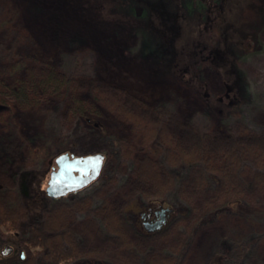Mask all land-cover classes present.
I'll return each mask as SVG.
<instances>
[{
    "label": "rangeland",
    "instance_id": "rangeland-1",
    "mask_svg": "<svg viewBox=\"0 0 264 264\" xmlns=\"http://www.w3.org/2000/svg\"><path fill=\"white\" fill-rule=\"evenodd\" d=\"M210 1H104L106 5L104 12L109 18L112 15L114 17L127 15L136 20V23L129 26L113 20L105 22L103 33L105 39L102 41L107 45L106 59L114 63L119 70L129 69L132 62H137L139 66L135 68V73L138 76L136 85L138 95L152 105L166 106L172 116L185 124L219 135L225 132L228 122L222 121L216 114L208 113L201 96L195 89H198V85L202 83L201 88L206 89L212 102L224 94L222 72L211 61L210 50L222 43L221 39L224 35L222 30L225 32L224 28L227 27L225 25L234 21L237 34L241 36L236 48L234 67L239 72L242 92L248 93L243 104L238 108L239 115L236 118L253 130L264 134V0ZM65 2L71 8L72 17L58 13L63 18L58 17L61 24L58 27L53 26L54 31L48 33V24L44 26L45 23L42 21H46L47 15L51 12L46 10L40 0H20L19 19L22 23L12 30L10 37L7 32L0 34V39L5 37L10 41L17 39V47L11 57H5L8 49L0 46V185L2 188L0 213L2 214L16 206V202L10 198L13 189H18L20 195H25L19 187L23 175L28 174L27 179L30 181L35 173V177L28 184L29 191L32 193L36 186L35 189L42 192L38 196L45 199L44 189L49 176V160L59 153H64L65 150L74 154L73 149L77 147L75 144L77 140L71 129L76 122L78 104L82 103L88 107L90 120L96 119L103 123L106 130L102 135L103 141L114 144L117 138L128 140L135 133L128 118L126 119L105 99L94 94L93 81L100 84L103 77L94 67L96 57L88 52L81 54L80 51L77 56H73L75 49L81 50L95 45L92 40L87 41V38L80 41L75 38L80 35L86 37L85 29L88 23L100 14L97 0H65ZM58 18L50 15L49 20L57 21ZM60 34L61 39L58 41L56 36ZM8 39L4 42L6 43ZM183 45L185 47L188 45V53L186 52L185 56V61L189 62L186 78L192 81L194 88L173 72L175 51ZM33 50L39 51L40 56L33 61L35 67L30 66L32 61L25 58L28 52ZM46 60L56 64L62 63L63 68L60 66L58 70H63L69 75L73 74V85L68 93L63 88L53 90L44 86L42 82L39 83L40 78L44 76L43 68ZM16 84L30 87L26 95L29 98L28 102L14 92L13 88ZM86 127L85 122L79 121V130L84 131ZM114 149L116 147L112 146L110 151L115 153ZM138 154L139 152L135 155ZM116 185L118 184H114L115 188ZM97 186L99 187L96 181L92 182L86 189L78 192L77 196H73L74 199L86 200L88 194L97 192ZM188 192L192 201L199 206L201 197L196 190L189 189ZM130 197V195L118 196L113 192L110 199L114 205L121 207L127 205ZM260 197V204L264 207V192ZM71 198L59 202L68 203L72 201ZM94 201L98 202V199L94 198ZM142 203L147 201L142 200ZM160 204L161 202L154 201L152 206L158 208ZM70 211L67 224L73 231L74 241L68 249L84 259H97L106 264H153L149 258L142 261L141 255L153 251L154 248L164 249L166 246H175L179 242V239L172 236L164 239L142 238L135 234L133 227H130L127 236L132 247L130 249L119 247L115 242L106 241L99 235L96 225L98 217L94 212L88 213L87 208L77 210L73 207ZM194 211L191 212L192 216L198 212L197 208ZM128 214L130 221L136 218L132 212ZM185 223L182 222V227L179 228V231L183 230L182 233L185 231ZM257 223H259L258 230L264 232V217H261ZM250 227V223L241 217L229 214L213 224L198 226L178 264H207L210 257L218 254L227 255L222 260L225 264H264V233L259 241L253 242L246 250L243 260L233 257L235 252H233L234 248H231L232 241L229 235H237L246 241L251 233ZM183 234L187 236L186 233ZM174 235L180 236V233L175 232ZM21 237L19 232H9L0 227V249L5 243H12L18 254L23 250L25 256L28 255L29 251L25 250ZM2 257L0 256V260H3ZM16 257L17 255L14 258L9 257V263L28 264L31 261L29 257L27 263L17 262Z\"/></svg>",
    "mask_w": 264,
    "mask_h": 264
},
{
    "label": "trees",
    "instance_id": "trees-1",
    "mask_svg": "<svg viewBox=\"0 0 264 264\" xmlns=\"http://www.w3.org/2000/svg\"><path fill=\"white\" fill-rule=\"evenodd\" d=\"M19 1L0 0V34L7 32L9 36L12 30L22 23L19 19V13L21 15ZM40 1L46 10L51 12V16L63 19L60 14H65L72 17L71 8L65 0ZM104 1L107 0H97L100 14L88 23L85 29L87 36L80 35L75 38L77 41L87 38V41L92 40L95 45L86 49H75L73 56H77L80 51L81 54L88 52L96 57L94 67L104 80L100 76L102 83L96 84L93 81L94 94L105 99L126 119L128 118L135 133L128 140L117 138L114 144L103 141L102 135L106 131L103 123L96 119L90 120L88 107L82 103L78 104L76 122L71 129L78 143H75L77 147L73 149L74 155H86L96 151L106 154L105 164L95 180L99 185L97 192L88 194L86 200L79 201L72 197L68 204L54 202L47 197L40 198L38 195L42 192L35 189L36 186L28 197L20 195L18 189H13L10 198L16 202V206L8 212H3L4 214L0 213V227L9 232H19L25 250L29 251L24 260L19 258V254L15 260L27 263L31 257L28 264H106L97 259H84L68 249L74 241L73 231L67 224L71 207L77 210L87 208L88 213L94 212L98 217L96 225L99 235L106 241L115 242L119 247L127 249L132 247L127 236L130 227H133L135 234L142 238L164 239L172 236L179 239L175 246L154 248L153 251L141 255L142 261L149 258L153 264H178L198 226L213 224L227 214L236 215L251 225V233L246 241L237 235H229L232 241L231 248H234L235 252L233 257L243 260L246 250L253 242L259 241L264 233L258 230L257 223L264 217V207L260 204V194L264 192V134L236 118L239 115L238 108L248 93L242 92L239 72L234 67L236 48L241 37L237 34L234 21L225 25L227 26L224 28L225 32L222 30V34L224 33L222 43L210 50L211 61L222 72L224 94L212 102L206 89L201 88L202 83L195 89L203 100L205 110L228 122L225 132L218 135L185 124L172 116L166 106L152 105L138 95L136 87L138 76L135 73V68L139 66L137 62H132L129 69L119 70L114 63L106 59L107 45L102 41L105 39L103 34L105 22L113 20L129 26L136 23V20L127 15L122 17L112 15L109 18L104 12L106 6ZM50 15H47L46 21H42L45 23L44 26L48 24V33L54 31L53 26L58 27L61 24L59 18L57 21H50ZM56 37L59 41L61 34ZM6 39L8 38L0 39V46L8 49L5 57H11L17 47V39L11 41L8 39L5 43ZM187 46L183 45L176 49L173 72L178 74L183 82L193 87L192 81L186 78L189 64L185 61ZM39 57L37 50L29 51L25 56L32 61L30 62L32 67L36 66L33 61ZM45 63L44 76L40 78L39 83L42 82L44 86L53 90L63 88L68 93L73 85V74L58 70L60 66L63 68L62 63L56 64L50 60H46ZM36 86L39 87L37 83ZM29 88L23 84H16L13 90L28 102L29 98L26 95ZM79 121L87 125L84 131L78 129ZM112 146L116 147L115 153L110 151ZM137 152L139 154L135 155ZM18 175L19 173L16 177ZM34 177L35 173L31 179ZM30 181L28 179V184ZM114 184H118L116 188ZM189 189L196 190L201 197L199 206L192 201ZM113 192L122 197L130 195L128 202L130 205L128 203L121 207L114 205L110 199ZM168 192L169 194H166ZM93 197L97 198L98 202H95ZM142 200L147 203L143 204ZM154 201L162 204L168 201L170 210L165 224L156 231L148 232L139 224L140 212L151 208ZM195 207L198 212L192 216L191 212H195ZM131 212L136 218L130 221L128 213ZM182 222H186L183 233L187 236L182 233L183 230L179 231ZM175 232H179L180 236L174 235ZM225 256L227 255L212 256L207 264H225L222 262ZM9 257L11 256L2 257L0 264H11Z\"/></svg>",
    "mask_w": 264,
    "mask_h": 264
},
{
    "label": "water",
    "instance_id": "water-1",
    "mask_svg": "<svg viewBox=\"0 0 264 264\" xmlns=\"http://www.w3.org/2000/svg\"><path fill=\"white\" fill-rule=\"evenodd\" d=\"M99 158V163H96ZM105 154L100 151L84 155H73L67 152L60 153L55 157L57 169L50 171L45 193L51 197L66 195L69 192H76L79 189L95 180L104 164ZM169 208L161 207L159 213L161 216L153 221L152 224L144 223L148 231L159 228L168 215ZM12 251V246L5 245L0 251L2 255Z\"/></svg>",
    "mask_w": 264,
    "mask_h": 264
},
{
    "label": "flooded vegetation",
    "instance_id": "flooded-vegetation-1",
    "mask_svg": "<svg viewBox=\"0 0 264 264\" xmlns=\"http://www.w3.org/2000/svg\"><path fill=\"white\" fill-rule=\"evenodd\" d=\"M55 157L56 156H54V158L53 159H50L49 160V162H48V165H49V167H50V170H49V172L50 171H52V170H54V169H57V164H56V162H55ZM49 172H48V175H49ZM28 175V174H27ZM27 175H23L22 176V179H21V182H20V184H19V187H20V190L22 191V192H24L25 193V195L28 197V196H30L31 195V193H30V191H29V188H28V179H27ZM49 177H50V175L48 176V178H47V181L49 180ZM94 182V181H93ZM92 183V182H91ZM91 183H89L88 185H87V187L91 184ZM87 187H84V188H82V189H79V190H77L76 192H69V193H67L66 195H60V196H56V197H51L50 195H44V197H47V198H49L50 200H52V201H54V202H56V201H60V200H65L66 201V199H69V198H71V197H73V196H77V193L78 192H80L81 190H84V189H86ZM28 188V189H27ZM28 190V191H27ZM45 190V189H44ZM42 197V196H41ZM164 204V203H163ZM163 204H160L159 206H158V208H153V206L151 207V208H149L148 209V211H146V210H142L141 212H140V223L143 225V227H145V224L144 223H148V224H152L153 223V221H155V220H157L160 216H161V214L159 213V209L163 206ZM166 221V220H165ZM165 221H163V223H162V225L159 227V228H157L156 230H158V229H160L164 224H165ZM5 245H10V246H12V251L10 252V253H8L7 255L5 254V256H11V257H13L14 258V256H16V255H18V252H16V249H15V247L11 244V243H5ZM5 245H3L2 246V248L0 249V251L5 247ZM23 251V250H22ZM20 252L19 253V258H21V259H24L25 258V251H23V252ZM0 255H1V252H0ZM2 256V255H1ZM5 256H3V257H5Z\"/></svg>",
    "mask_w": 264,
    "mask_h": 264
},
{
    "label": "snow or ice",
    "instance_id": "snow-or-ice-1",
    "mask_svg": "<svg viewBox=\"0 0 264 264\" xmlns=\"http://www.w3.org/2000/svg\"><path fill=\"white\" fill-rule=\"evenodd\" d=\"M96 163H97V164L99 163V158H97Z\"/></svg>",
    "mask_w": 264,
    "mask_h": 264
}]
</instances>
